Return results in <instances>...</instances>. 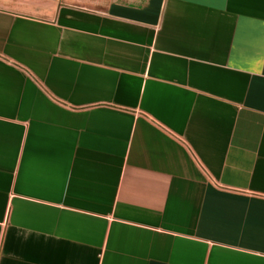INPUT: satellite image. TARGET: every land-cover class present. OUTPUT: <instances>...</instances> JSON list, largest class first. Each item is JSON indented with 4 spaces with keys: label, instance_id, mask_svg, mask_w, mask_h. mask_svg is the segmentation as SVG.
I'll use <instances>...</instances> for the list:
<instances>
[{
    "label": "crops",
    "instance_id": "obj_1",
    "mask_svg": "<svg viewBox=\"0 0 264 264\" xmlns=\"http://www.w3.org/2000/svg\"><path fill=\"white\" fill-rule=\"evenodd\" d=\"M0 264H264V0H0Z\"/></svg>",
    "mask_w": 264,
    "mask_h": 264
}]
</instances>
